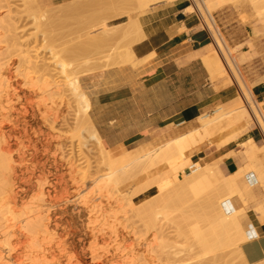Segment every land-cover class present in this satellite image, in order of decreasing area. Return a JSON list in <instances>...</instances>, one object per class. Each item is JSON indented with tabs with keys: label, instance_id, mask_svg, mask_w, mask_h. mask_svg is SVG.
Returning a JSON list of instances; mask_svg holds the SVG:
<instances>
[{
	"label": "bare ground",
	"instance_id": "bare-ground-1",
	"mask_svg": "<svg viewBox=\"0 0 264 264\" xmlns=\"http://www.w3.org/2000/svg\"><path fill=\"white\" fill-rule=\"evenodd\" d=\"M25 1H26L25 4L29 5V4H31V3H29V1H33V0H29V1L25 0ZM37 1H39V0H37ZM69 1H73V0H69ZM78 1L80 2V3L77 2L79 4H77L76 2H73L74 3L73 4L71 2L72 3L71 5L69 4L67 7H65L66 9L64 10V13L65 14H72V13H76L78 11L79 12L84 11V10L88 11L89 8H91V9L95 8V9L93 10V12H92V10H90V12L88 11V13H91L90 15L88 13L81 12V14L84 13V15H88V16H86V18L83 16L84 17L83 19L79 18L82 16L80 14H79L80 15L79 16L77 13L76 14L79 17H77V16L72 17L71 16V18L77 17L79 19H82V21L79 20L81 22L78 21L79 27L80 26L81 27L79 28L80 31H77L79 33L78 36L77 37L75 36L77 43L74 42L73 40L70 42H69V40H68V42L66 40L67 43L66 42L65 43H66L67 48L65 47L66 48L65 49L63 47L65 50H63V51L61 50V54H58V57H57L58 51L56 52V54H54V52L52 53V55L54 54V56H56V57H54V59L56 58L55 59L56 61H54V60L53 61L56 62L55 64H56V67L58 68V70L63 75H65L64 76L65 80H63L61 82H53V80H52L53 83L48 82L49 84L47 83V85L52 84L49 86V89H46V88H48L45 85L46 82L45 83L43 82L44 84L42 83L43 85H45L44 88H40L36 82L32 86H34L33 88H35V85H37V87H39V90L41 91L43 96H44V94L46 95V93H48V92H51V94H52L51 96H53V97L57 96L56 100H59L58 102L55 101V98H51V99H54L51 101L52 105H50V110H53V112L54 111L57 112L58 107H60L63 102L65 105H67V107L70 103H73V102L76 103V105L73 103L75 105V109H73L75 111V112L73 111L75 118L72 119V120H74V123L73 122L72 123L74 124L73 130L79 134V136L77 135L78 142L81 144V146L83 148L85 146H87L85 144V141L82 138L83 132L90 133V137L97 140V142L99 144V151L101 153L100 157L98 159H96L94 162H95V164H97V168L100 169V167H98V166H103V167H101V169L106 167L107 170H109V171H108V174L104 177L103 176L102 177H98V176L96 177L97 174L95 171V174H94L95 177H94V175L92 176L89 174L90 175V176H88L89 179H82V184H81L80 183L81 179L79 180L80 182L76 181L77 178L74 179L75 176L73 174L77 173L76 168L74 167L75 164H72V163L69 164L68 163L69 168H67V169L69 171V174L73 175L72 176L73 177L72 178L73 179L72 184H74V181H76L75 182L76 186H77V184L80 183L84 188H82L80 185V186L76 187L77 194H75L71 197H69V195H68V197H66V198L63 196L58 198V196H59V191H58L59 188L58 187H60V186L58 183V179L56 178V173H53V171L51 172V170H48L49 168L48 169L45 168L46 165H43L42 169L39 172L40 175H39V177H38L39 179H38V178H36L37 174L34 173V170H33L34 175L31 173L32 177L34 176L36 179L39 180V182H37V183H39L38 184L39 186L35 183L38 186V188H37L38 194L35 193L37 196L32 194V195L37 197L36 198L37 200L35 201V199H34V201H31V199H30V201L33 202V204H34V205H31L30 201L28 202L31 205L30 209L32 208V206H34V207L29 212L30 215H27L24 218L23 215H20V213H19L20 210H18V208H19V204L22 203V200H23L25 193H23V191H22L23 189L22 190L19 189V188H21V186L15 188L17 183L14 184V182L19 180V176L17 175V170L13 166V164L16 163L15 162L16 159H15V156L13 153L14 148L12 149L13 144L11 145L7 141V139L9 140L11 135L9 134V131L4 130V127L2 125L3 123L0 124V215H1L0 216V264H82L81 261L79 260L80 257H77V256L75 257V255H74V253H76V251L74 250V249H76V247L69 244V242L64 239V234L62 233L63 231H61L62 222H63L62 215L64 216V214H66V210L64 207L67 204H73V205L78 206L79 208H82L88 216V223L90 225V231H91L90 237L92 240L91 245H90V255H91V259H92L93 264H143L142 263L143 261L141 260V258H145V257H141V252L144 253V251H146L147 253H150L152 251L150 249V247L152 246V249H153L154 248L153 245L154 244L156 245V243L153 244V242H152L153 245L150 243L151 246L148 245L149 244L148 243L147 244L148 247L144 250L138 249V246H137V248L136 247L132 248V247H134V245L131 247L130 243H129L130 246H128L126 248L125 246L128 245L127 240L129 238L127 239L126 238L127 236L125 237L124 234L123 235L121 234L122 235L121 237L117 236V233H116L117 228L114 227L115 226L114 224H113L114 226L113 227L111 226V228L105 227L107 225L105 222H108L107 220L104 223H102V221L104 219V218L102 219V217H104L105 213L107 211H111V209L114 208V205L116 206L117 203L120 202L119 200H114L115 198L113 197V195H111L115 192L114 191L115 187H116V190L118 189L117 191H119L123 186H125L131 182H135L137 180H139L141 183L139 188L137 187L138 189L136 188L137 190L134 193H132L131 195H129V193L126 194V196H124L122 198V200L124 199L126 201L125 203H126V205H128L127 207L131 206V207H129V210H130V208H132V215L130 217L131 218H137L139 220L138 222H141L142 226L145 227L144 230H146L147 233L150 232L149 230H151V229L158 230L157 228L159 226H161V222L164 223L165 221H168L169 219H170L169 222H171V220L175 221L177 218V220H178L177 224H180V226H181L185 223V225L188 226V223H192V222H190L191 220L196 221V219H195L196 213L195 212L198 213L197 210H199V208H200V210L203 211V212H200V215H201V213L203 214L201 216L202 217L201 219L204 220L203 222L206 223L205 224L202 222V224L206 225V226H204L205 230L202 227H199V228H202V229H199L198 226H200L201 224L198 225L197 222L196 223L193 222V223H195L194 225L197 224L196 225L197 229L194 230V229L189 228L191 231H193L190 234V236H194V239H192V240H196L194 242V246L196 247L195 244L197 243L199 248H200L199 250H202L204 253V254L202 253L201 256H199V255H197V256L203 258L204 255H205L204 257H206V255H209V254L211 256V255L216 254V253L218 254V252L221 251L222 254L219 256L215 255V257L212 256V258H214L212 260H214V261L222 260L223 264H224L225 263V261H224L225 256L228 257L227 255L231 254V253L230 254H228V253L229 252L233 253V251H234V253H235L236 257L238 258V260L240 261V263L249 264L246 261L245 256L242 252V244L249 241L253 237L258 236L257 232H253L251 230V226L253 225L252 224V216L253 215H252L251 211L248 209V206H249L251 201H256V199H258V195H256V193L254 191V185L259 183V184H262L264 187V159L263 160L260 159V161H259L261 154L263 155V158H264V145H258L255 142L253 135L246 136L239 143V145L242 148L241 149L242 150L241 151V155H242L241 159H243V161H245V164L242 165V163H241L238 170L232 174H229V175H225L220 170V167H218V164H220V163H215V164L211 165L210 163H203V162L194 161L193 159H191V155L194 152L199 151L204 143L209 142V144H210L213 142V140H218V142L220 144L222 138L224 137V135L227 131L237 132V134H236V139H237L240 135H242L244 133H248V131L251 130L250 126L253 122L256 123L261 128V130L264 134V102H256L257 99H255L251 94V90L256 83L255 84L253 83L254 85L253 84L248 85L242 79V77L238 71V66L234 60L232 52L227 50L222 38L218 34V31H217L214 23L212 21H210V19L208 18V15L210 16L211 12L216 9V5L210 4V2H203L204 0H195V1L193 0L196 4H201L200 6H201V9H203V10H200L199 12L205 13L204 16L206 15L208 18V21H209V22H207V20H204L206 22V24H205L206 31L213 38V40L215 41L216 46H217V48L213 51V53L209 54V55L214 56V57L211 60L204 61V63H205V65L209 71L210 78H211L212 82L215 81V79H217V75L223 74V75L228 76V79H229L228 84H230V85L236 86V82L238 83L237 85H239V83L241 81V86H243L242 88H244L245 91L242 90L240 85H239V89L237 88L236 90L226 89L225 95L221 96L222 98H224V101H221L217 104V106L213 110V113L212 114L209 112L204 113L198 117L197 120L200 123V128L196 131L195 134H193V132L191 131V132L184 134L180 137H177L171 141H168L167 143H164V144H162V145H160L154 149L143 150L141 153H138L134 157L130 158V157L126 156L125 154H123V151L110 152L102 145L101 139H100L97 131L95 130V128H94L93 124L91 123L90 118L88 116L91 99H90L88 93L83 88L81 81H80V78L84 75L88 76V74L90 75L91 73H94L97 71L106 70V69H109L113 66L117 67V66L129 64V63L136 65L138 63V61L135 58L133 51H132L133 45L146 38V35H145L143 28H142V24L140 22V18H143L144 16H146L149 13V11H148L149 8L154 7V5L158 4L159 0H134V3L130 8H128V9H126V11H124V12L122 11L121 13L118 14L119 18H121V17H129L130 18L126 25L125 24L122 25V28H120L121 24L114 23L113 22L114 20L111 21L109 18H107L108 14L114 10L115 6L109 5L105 8H101V6H100L101 0H84L83 2H81L82 0L81 1L78 0ZM199 1H201V3ZM256 1L260 2V3L263 2V4H264V0H256ZM22 3H24V2H22ZM33 3H35V1ZM37 5L38 4H35V7ZM19 6H21V5H19ZM196 6H199V5H196ZM196 6H192V7L189 6V7H187L186 10L187 11L188 10L193 11L194 10L193 7H196ZM37 7H39V5ZM19 8H22V7H19ZM28 8H30V5L28 6ZM40 8L43 11V8L41 6L37 10L39 11ZM96 8H101L102 11H101V9H99V11H97ZM5 9H6V7H5ZM37 10H36V12H37ZM0 11H1V9H0ZM202 11H204V12H202ZM259 11H261V10H259ZM7 12H9V10ZM21 13H23V12H21ZM38 13L41 14V12H38ZM134 13L136 14L135 16H134ZM196 13H198V12L196 11ZM262 13H264V12H262ZM11 14H12V12H11ZM33 14H31L30 17ZM36 14L33 17L34 19L36 17ZM42 14H43V18H40V20L38 19L39 22L42 19H43V21L45 20L44 18L46 15L44 16L43 12H42ZM262 16H264V14L263 15L261 14L260 16L258 14L257 17H260V19L258 21V25L263 24L262 30L264 32V18H262ZM30 17H29V19H30ZM39 17L40 16H38V18ZM201 17H203V16H200L199 18H201ZM2 18H3V16H2ZM71 18H69V19H71ZM119 18H117V19H119ZM63 19L65 21L66 17ZM4 21H5V18H4ZM43 21H42V23H43ZM10 22H12V21H10ZM19 22H20V20H19ZM48 23L50 24V22H48ZM60 23H61V21H60ZM69 23L67 25L68 27H69ZM39 24H38V26H39ZM76 24L78 25V23H76ZM4 25H6V24H4ZM9 25H12V24H8L7 28L4 27L5 29H7L8 32L11 31L8 28ZM50 25H53V24H50ZM62 25H65L64 22L62 23ZM34 26H37V25H34ZM45 26H43V27H45ZM70 26H73V25H70ZM11 27H13L15 31L18 30V29H16V27L14 25H12ZM47 27H49V26H47ZM60 27L61 26H59V28ZM4 28H2V30L6 31V30H4ZM41 28H40L39 32L42 31ZM50 28H52V27H50ZM75 28H76V30L78 29L76 26H75ZM20 30H22V29H20ZM46 30H47V28H46ZM55 30H56V28H55ZM7 31L6 32L1 31V32L3 34L5 33V35H7L8 34ZM50 31H51V29H50ZM70 31H72V30H70ZM36 32H38V31H36ZM43 32L45 34L44 30H43ZM257 32H258V29H256V31L254 33H257ZM13 33L14 32L12 29V32L10 33V35H12ZM17 34H19V33L15 32L13 34L15 38L13 36L10 37L9 35H8V37L13 38V40H16V43H17L19 40L18 39L19 37H17L18 36ZM30 34H31V32H30ZM34 34H35V32H34ZM34 34L32 33L33 37H34ZM5 35L3 37H6ZM59 36H60V34H59ZM65 36H67V35H65ZM3 37L0 36V38H3ZM25 37H26V35H25ZM10 38H8V40ZM3 39H5V41H2V42L6 43V38H3ZM54 39H55V41H57L56 40L57 38H54ZM54 39H53V41H54ZM50 41H48V42L52 43V40H50ZM55 41L53 43L57 44L58 42H55ZM11 42H9L10 44H8V45H11L14 43V41L12 43ZM48 42H47V44H48ZM123 42L125 43V46H124L125 50L121 51L120 45ZM33 43L34 42H32L31 44H33ZM13 45L15 48L16 45L15 44H13ZM23 45H24V43H23ZM49 45H51V44H49ZM11 46H9V47L11 48ZM22 46H20V47H22ZM22 48H24V49L27 48L26 44ZM30 49L31 48H29L28 51H20V49H19L18 51H19V54L24 55L27 52L32 53L30 51ZM11 51H13V50H11ZM5 52L7 53V51H5ZM9 52H10V50H8V53H7L8 57L11 55V53H9ZM89 52L92 55L87 54ZM80 53H84L86 57L88 56L87 59H85V61H82V59L80 60V58H79V57H81V56H79V55H81ZM13 54H14V52H13ZM36 54L38 55V53H36ZM49 54H50V52H49ZM84 54H83L82 58H84ZM15 55H16V53H15ZM26 55L28 56V54H26ZM27 56H25V55L23 57L21 56L22 57L21 61L25 62L24 64H27L28 62L33 63L34 61H32V59L29 60V56L27 59ZM66 56L70 57V58H68L69 61L66 59ZM33 58H35V57H33ZM71 58H72V60H71ZM6 59H9V58H6ZM36 59H38V58L36 57ZM39 60H40V58H39ZM9 61L6 60L7 63ZM2 62H3V60H1L0 64L2 66H4V63H2ZM6 62H5L6 68L0 69V81H1L0 82V89H1L0 91H1V93L4 94V95L0 94V96L2 95L0 97V117L2 118V121L3 120H9V119L13 120V118H15L14 116H16V113L12 112L13 109L15 108L14 107L15 101L17 103H20V105H21L22 104V102L20 101L21 99L22 100L28 99V95H26L27 93L23 94V96L22 95L20 96V94H19L20 89H19V83H18L19 81L15 80V77L16 76L18 77V75H17L18 72H16V75L14 77V75H13L14 72H13V70H11L12 64L9 65V63L7 64ZM22 62H21V64H22ZM42 62H43V60H42ZM77 62H78V64H76ZM79 62H81V63H79ZM48 64H49V62L47 64L43 63L41 65H39V63H37V65H35L33 63L31 65H34L36 71L43 72L44 73L43 76L46 75V77H47V75L50 74V72H51V69H48L49 68ZM1 65H0V67H1ZM7 65H9L11 69L8 68ZM53 65L54 64H52L51 66H53ZM77 66L78 67L82 66L85 69L83 68L84 70L80 71L79 69H77ZM27 67H28V65H27ZM31 67H33V66H31ZM30 68H28V69H30ZM35 73H37V72H35ZM31 75H32V73H31ZM41 75H42V73H41ZM238 77H239L240 81H238V79H237ZM36 79L38 80V78H36ZM36 79H34V80H36ZM45 79L43 81H45ZM49 79H50V77H49ZM41 81H42V79H41ZM46 81H50V80H46ZM225 85H227V84H225ZM51 86H52V88H51ZM50 89H51V91H50ZM37 90L38 89H36V88H35V90L33 89L32 93H37L36 92ZM22 92L23 91H21V93ZM49 94H47V96ZM41 96H40V98L39 97L38 98L41 99ZM45 98H47V97H44V100H45ZM65 99H67V100H65ZM44 100L42 102H44ZM42 102H41V105H42ZM41 105H40V107H41ZM46 105L47 104H45V108H46L45 110L47 111L48 105H47V107H46ZM70 105H72V104H70ZM74 105H73V107H74ZM21 107H22L23 112L21 114L20 113L19 114H20V116L21 115L24 116L23 117L24 120L22 119V121H27L26 116H27L28 112L23 108V105H21ZM31 107H32V105H31ZM62 107H64V105H62ZM28 108H30V107H28ZM38 109H39V107H38ZM48 109H49V107H48ZM40 110H42V109L40 108ZM50 110H48V111H50ZM66 110H67V108H66ZM46 111L43 110V112H45V114L48 115L50 112H48V114H47ZM58 111H60V110H58ZM56 112H54V113H56ZM45 114L43 115V118L46 117ZM51 115H53V114H51ZM18 117L19 116L17 115V118ZM32 118H33V116H32ZM56 119H57V117H56ZM20 120L21 119H17L16 121L18 122ZM33 122H34V120H33ZM12 124L14 126H16L17 123L16 124L12 123ZM25 124H27V122H25L23 125H25ZM241 125H243V126L240 128ZM25 126L27 127V125H25ZM50 127L52 128L51 125H50ZM10 132H11V130H10ZM36 137H37V135H36ZM40 137H41V134H40ZM21 138H19V139H21ZM43 138H44V136H43ZM58 139H59V137L57 138V140ZM54 140H56V139H54ZM46 141H48L47 142L48 144L47 143L44 144V142H43L44 145L42 144V146H44V148L42 147L44 150H48L49 146L51 145V143L49 142V139ZM50 141H51V139H50ZM45 148H48V149H45ZM25 150H27V149H25ZM60 150H62V149H60ZM28 154H30V153H28ZM84 155L85 156L83 157V161L86 163L85 166L88 165V167L91 168L92 166H89V164L90 165L94 164V162H92V160H91L92 159L91 154L89 153V155H86L84 153ZM230 155H231L230 153L226 154V156H224V158L225 157L228 158ZM16 156H17V154H16ZM18 156H21V155H18ZM18 156L16 158H19ZM88 156H90L91 158H89ZM28 157H26V158H28ZM20 158H21V160H24V161L26 159V158L23 159V157H20ZM29 159H30V157H29ZM21 160H19V161H21ZM46 160H47V158H46ZM44 162H46V161H44ZM73 163H75V162H73ZM77 165H78V163H77ZM29 166H30V164H29ZM20 168H22V166ZM50 168H54V167H50ZM84 170H85V168H84ZM186 170H189V171L186 172ZM31 171H32V169H31ZM54 171H55V169H54ZM81 171H82V169H81ZM21 172H22V170H21ZM28 172L29 171H27V173ZM251 173L254 174V178H255L254 182H251L248 180V176ZM84 174H86V173H84ZM21 175H23V174H21ZM81 176H82V174H81ZM84 180L85 181L88 180V181L85 182ZM66 185L68 187V184H66ZM79 187H81L82 189H80ZM110 188L111 189L113 188L114 192ZM107 189L108 190L110 189L111 194L108 191L107 192L108 194L103 195V193H105V191ZM151 189H153V191H151ZM66 191H68V190H66ZM61 192H62V189H61ZM117 193H115L114 195L117 194V196H118L120 191ZM142 193H147L146 198L143 199L142 201L135 203L132 199V198H134L133 196H137V195L142 194ZM109 194H110V196H112L114 198L113 199L114 201H112V197H110ZM102 195H103V197L104 196L106 197L108 195L111 198V200L109 201L108 200L109 198L107 199L108 201H105L106 199L103 200ZM127 195H129V197H127ZM60 196H61V194H60ZM125 203H124V205H125ZM258 211H260L261 214H258V213H256V214H258L260 217L264 216V203H262L256 207L255 212H258ZM22 212H24V211H22ZM127 212H129V211H127ZM107 213L110 214V212H107ZM109 214L106 216L108 217ZM176 215H177V217H176ZM198 215H199V213H198ZM198 215H197V217H198ZM100 218H101V220H100L101 222L99 221ZM111 218H113V219L115 218L114 220L112 219L113 223L117 222L115 220L119 219L118 217L116 218L115 216L114 217L112 216ZM2 219H4V222H2L3 221ZM105 219H106V217H105ZM109 220H110V218H109ZM162 220H164V221H162ZM199 220H198V222H199ZM98 221H99V223H102L101 227L98 226V224H99ZM118 221L120 222V220H118ZM134 222L136 223V221H134ZM169 222H166V223L171 224L173 227L176 226V225H173L172 223H169ZM96 223H98V224H96ZM135 223H134V225H135ZM163 223H162V225H163ZM166 223H164V224L166 225ZM175 223H176V221H175ZM111 225H112V223H111ZM116 225H119V224H116ZM121 225H122V223H121ZM172 226H171V228H172ZM177 226H179V225H177ZM187 226L184 229L185 231L186 230L188 231ZM163 227H160L161 230H163ZM168 227H166L165 229L166 230L169 229ZM176 227H175V230H176ZM183 227H184V225H183ZM193 227H195V226H192V228ZM206 227H207V229H206ZM180 229L182 230L181 232H183V229L179 228V231H180ZM190 230L188 231V234H189ZM170 231L172 233V230H170ZM176 231H177L176 233L179 232L178 230H176ZM156 232L153 231L152 233L155 234ZM159 232L160 231L158 230V232H157L158 235L161 233V232L160 233ZM164 232H165V234L167 233L166 231H164ZM168 233H170V232H168ZM157 234H155V236L158 237ZM180 234H182V233H179V236H180ZM184 234H186V232ZM184 234H182V235H184ZM110 235H113V237H111ZM168 235L172 236L173 234H168ZM137 236H138V234H137ZM155 236H153V237L155 238ZM171 236H170V238H171ZM186 236L184 235V237H186ZM150 237H151V235H150ZM150 237L148 239H150ZM164 237H167V236H164ZM139 238H140V236H139ZM172 238H174V237L172 236ZM175 238L178 239L177 237H175ZM143 239H144V237H143ZM155 239H157V238H155ZM155 239H154V241H155ZM166 239L167 238H165V240ZM139 240L141 241V239H139ZM145 240H146V238H145ZM157 240H159V237ZM184 240H186V242H187L188 239L184 238ZM190 240H191V237H190ZM190 240H188L189 242H187V243L184 242L185 245L188 243L190 244V242H192ZM168 241H169V237H168ZM178 241H180V240H178ZM157 242H159V241H157ZM162 243H159V244H162ZM171 243H172V245H170V242L167 243V241H165V243L162 244V245L169 244L167 246H164L165 248H167L166 251L165 250L161 251L163 259L165 257V255H163V253L165 251L166 252L165 254L167 255L166 258L168 257V260L170 259L169 261H172L173 264L185 263L186 258L184 259L183 255H182V258H181V256H180V258L178 256L182 253L183 254L185 253L184 250H182V249H185L186 246L180 247L181 249H179V250H182L183 251L182 252V251L176 250V249H178L177 248L178 242L175 244L177 246H175L173 244V242H171ZM159 244H157V245L159 246ZM182 244H183V241H182ZM192 244H193V242H192ZM192 244L190 245L191 247H192ZM162 245H161V247H162ZM174 246H175V249H174ZM129 247H131V248L129 249ZM159 247H157V248H159ZM187 247L190 248L189 250H191V247H189L188 245H187ZM195 247H193V250ZM162 248L159 250H162ZM127 249H129V250L127 251ZM186 249H185V251H186ZM196 249L197 248H195V251H196ZM230 249H233V250L230 251ZM70 250L75 251L73 253L74 256L70 255V254H72L71 252H73ZM189 250H187L185 254L192 256L193 250L192 251H189ZM199 250H198V253L201 254V251L199 252ZM226 250L228 252L227 255H226ZM79 252H77V253H79ZM190 252H191V254H189ZM203 259H205V258H203ZM209 259H210V257H209ZM168 260H167V263L169 264ZM140 261H142V262L140 263ZM187 262L189 263L192 261H187ZM197 262H199V261H197ZM206 262H208V261H206ZM258 264H264V261L261 263H258Z\"/></svg>",
	"mask_w": 264,
	"mask_h": 264
},
{
	"label": "rangeland",
	"instance_id": "rangeland-1",
	"mask_svg": "<svg viewBox=\"0 0 264 264\" xmlns=\"http://www.w3.org/2000/svg\"><path fill=\"white\" fill-rule=\"evenodd\" d=\"M2 1V2H1ZM10 1V2H9ZM15 1V2H14ZM20 0H0V9H1V11H0V36H4L5 35V33L3 34L2 32H6L7 31V29H5V28H7V26H8V24H12V25H14L15 27H16V29H18V30H14V28L13 27H11L12 25H9V29L11 30L10 32H8V34L7 35H5L6 37H3V38H6V43L5 42H2V41H5V39H3V38H0V62H1V60H3V62L2 63H4V66H2L1 64V67H0V69L2 68V69H4V68H6V65H5V62H6V60H10L8 63H9V65L10 64H12V66H11V68H10V66L9 65H7V67L8 68H10L11 70H13V75H14V77H15V75H16V72H18V77L16 76L15 77V80L16 81H19L18 83H19V89H20V96L22 95L23 96V94H26V95H28V99H21L20 101L22 102V104L21 105H23V108L28 112V114H27V116H26V120L27 121H22V119L24 120V116L23 115H21L20 116V114L23 112V110H22V107H21V105H20V103H17L16 101H15V108L13 109V111L12 112H14V113H16V116H14L15 118H13V120L11 119H9V120H3L2 121V118L0 117V124H2L3 125V127H4V130L5 131H9V134L11 135L10 136V138H9V140L7 139V141L12 145V149H13V153H14V156H15V159L17 160H15V162L16 163H14L13 164V166L15 167V169L17 170V175L19 176V182L18 181H15L14 182V184L15 183H17L16 184V186H15V188L16 187H20L21 186V188H19L20 190H22L23 191V193H25V195H24V197H23V200H22V203H20L19 204V208H18V210H20L19 211V213H20V215H23V217L25 218L27 215H30V211L32 210V208L34 207V206H32V208L30 209V206L31 205H34L33 204V202H31V201H34V199H35V201L37 200L36 198V194L35 193H37L38 194V184L39 183H37V182H39V172H40V170L42 169V167H43V165H46L45 166V168H49L48 170H51V172L53 171V173H56V178L58 179V183H59V186L60 187H58L59 189H58V191H59V196H58V198L59 197H68V195H69V197H71V196H73V195H75V194H77V191H76V187H78V186H80L81 184H82V179H89V177L88 176H90V175H94L95 174V171H96V177L98 176V177H104V176H106L107 174H108V171L109 170H107V168L106 167H104V168H102L101 169V167H103V166H98V167H100V169L99 168H97V164H95V160L96 159H98L99 157H100V155H101V153H100V151H99V144H98V142H97V140H95V139H93V138H91L90 137V133H86V132H83V140L85 141V144L87 145V146H85L84 148L81 146V144L78 142V139H77V135L79 136V134L77 133V132H75L74 130H73V128H74V120H72V119H74L75 117H74V110L73 109H75V105H76V103H74L73 101V103L75 104H73V103H70V104H72V105H68V107H67V105H65L64 104V102L61 104V108L60 107H58V110H60V111H58L57 110V112L56 111H54V112H56V113H54L53 112V110H50V105H52L51 103V101L52 100H54V99H51V98H55V101H59V100H56V98H57V96H51L52 94H51V92H48V93H46V95L44 94V96H43V94L41 93V91L39 90V87L40 88H44V86L46 85V87H48V88H46V89H49V86L50 85H52V84H50V85H47V83L48 82H50V83H53V82H61V81H63V80H65V78H64V76L65 75H63L59 70H58V68L56 67V62H54V61H56L55 59H54V57H56V56H54V54H56V52H57V57H58V54H61V50L63 51V50H65L67 47H66V43L68 42V40H69V42L70 41H74V42H76L77 43V40H76V37L78 36V32L77 31H80V27H79V22H81L82 21V19L85 17L86 18V16H88V15H84V13H88V11L90 12V10H92V12H93V10L95 9H91V8H89V10L87 11H78V12H76L78 15L80 14L82 17H79V16H77V14L76 13H72V14H65L64 13V10L66 9L65 7H67L69 4L71 5L73 2H79L78 0H73V1H69V0H39V1H37V0H33V1H29V3H31V4H29L30 5V8H28V4H25L26 3V1L25 0H21L20 2H19ZM35 1V3H33ZM37 1V2H36ZM81 1V0H80ZM84 0H82L81 2H83ZM195 1V0H194ZM193 0H159V3H162V2H165V3H168V4H172V3H178V2H180V3H183V4H185L187 7H192V6H196V5H201V4H196L195 2H194ZM256 0H204L203 2H210V4H214V5H216V9L215 10H213L212 12H211V17L208 15V18L210 19V21H212L213 23H214V25H215V27H216V29H217V31H218V34L220 35V37L222 38V40H223V42H224V44H225V46H226V48H227V50H229L230 52H232V54H233V57H234V60H235V62H236V64H237V66H238V71H239V73H240V75H241V77H242V79L244 80V78H245V82H246V84H248V85H250V84H253L254 86H256L257 84H259V83H262V82H264V32H262V31H259L258 33H254L255 31H256V29H257V24H258V21H259V19H260V17H257L258 16V14H259V16L262 14H264V13H262V12H264V4H263V2L262 3H260V2H255ZM22 2H24V3H22ZM72 2V3H71ZM196 4H194V3ZM197 2V1H196ZM200 3H201V1H199ZM198 2V3H199ZM18 3V4H17ZM33 3V4H32ZM80 3V2H79ZM79 3H77V4H79ZM133 3H134V0H101V8H105V7H107V6H109V5H112V6H115V8H114V10L111 12V13H109L108 14V16H107V18H109L111 21L112 20H114L113 22L114 23H117V24H121V27L120 28H122V25L123 24H127V22L129 21V17H121V18H119V16H118V14L119 13H121L122 11L124 12V11H126V9H128V8H130L132 5H133ZM158 3V4H159ZM193 5H192V4ZM35 4H38L39 5V7L41 6L42 8H43V11L41 10V8H40V10L38 11L37 9L39 8V7H35ZM74 4V3H73ZM259 4V5H258ZM263 4V5H262ZM19 5H21V6H19ZM28 5V6H27ZM192 5V6H191ZM256 5V6H255ZM4 6V7H3ZM12 6V7H11ZM199 6H196V7H193V11L191 10H186L187 11V13H190V14H193L194 16H196L198 19H199V17L200 16H203V23L205 22L204 20H207V22H209L208 21V18H207V16L205 15L204 16V14L205 13H201V12H199L200 10H203V9H201V6L199 7ZM5 7H6V9H5ZM19 7H22V8H19ZM14 8V9H13ZM24 8V9H23ZM36 8V9H35ZM101 8H96L97 9V11H99V9H101ZM200 8V9H199ZM150 9L151 8H149V10L148 11H150ZM192 9V8H191ZM196 9V10H195ZM9 10V12H7ZM33 10V11H32ZM36 10H37V12H36ZM259 10H261V11H259ZM31 11V12H30ZM46 11V12H45ZM101 11H102V9H101ZM196 11L198 12V13H196ZM11 12H12V14H11ZM21 12H23V13H21ZM28 12V13H27ZM37 14H36V13ZM38 12H41V14H39ZM42 12L44 13V16H45V20L43 21V19L39 22V20H40V18H43V14H42ZM81 12H84V13H82L81 14ZM202 12H204V11H202ZM17 13V14H16ZM30 13V14H29ZM34 13V14H33ZM23 14V15H22ZM27 14V15H26ZM31 14H33L31 17H30V15ZM35 14H36V17H35V19L33 18L34 16H35ZM89 15L91 14V13H88ZM198 14V15H197ZM29 15V16H28ZM42 15V16H41ZM65 15V16H64ZM117 15V16H116ZM136 14L134 13V16H135ZM2 16H3V18H2ZM20 16V17H19ZM38 16H40L39 18H38ZM71 16L73 17H75V16H77V17H79V18H82V19H79V18H71ZM84 16V17H83ZM29 17H30V19H29ZM65 18L66 17V19L70 22H68L66 19H65V21H64V19L63 18ZM4 18H5V21H4ZM20 18V19H19ZM61 18V19H60ZM69 18H71V19H69ZM117 18H119V19H117ZM262 18H264V16H262ZM3 19V20H2ZM11 19V20H10ZM33 19V20H32ZM39 19V20H38ZM63 19V20H62ZM75 19V20H74ZM19 20H20V22H19ZM61 21V23H60V21ZM77 20V21H76ZM79 20H81V21H79ZM200 20V19H199ZM3 21V22H2ZM10 21H12V22H10ZM26 21V22H25ZM42 21H43V23H42ZM75 21V22H74ZM79 21V22H78ZM8 22V23H7ZM45 22V23H44ZM48 22H50V24H53V25H50ZM64 22V24L65 25H62V23ZM69 23V27L67 26L68 25V23ZM40 23V24H39ZM49 25H48V24ZM67 23V24H66ZM76 23H78V25L76 24ZM211 23V22H210ZM4 24H6V25H4ZM17 24V25H16ZM20 24V25H19ZM24 24V25H23ZM38 24H39V26H38ZM47 24V25H46ZM205 24H206V22H205ZM204 24V25H205ZM19 25V26H18ZM34 25H37V26H34ZM46 25V26H45ZM70 25H73V26H70ZM25 26V27H24ZM30 26V27H29ZM43 26H45V27H43ZM47 26H49V27H47ZM59 26H61L60 28H59ZM75 26L78 28L77 30H76V28H75ZM203 26V25H202ZM5 27V28H4ZM19 27V28H18ZM35 27V28H34ZM38 27V28H37ZM42 27V28H41ZM50 27H52V28H50ZM64 27V28H63ZM124 27V26H123ZM2 28H4V30H6V31H3L2 30ZM27 28V29H26ZM40 28L42 29V31H40L39 32V30H40ZM46 28H47V30H46ZM55 28H56V30H55ZM67 28V29H66ZM69 28V29H68ZM203 28H205L204 26H203ZM8 29V30H9ZM12 29H13V32L15 33H19V34H17L18 36L17 37H19L18 39V42L16 43V40H13V38H10V37H14V33L12 34V35H10V33L12 32ZM20 29H22V30H20ZM34 29V30H33ZM50 29H51V31H50ZM28 30V31H27ZM33 32H32V31ZM43 30L45 31V34H44V32H43ZM63 32H62V31ZM70 30H72V31H70ZM2 31V32H1ZM36 31H38V32H36ZM23 32V33H22ZM30 32H31V34H30ZM34 32H35V34H34ZM204 32L207 34V36H208V44H213V38L210 36V34L204 29ZM32 33L34 34V37H33V35H32ZM65 33V34H64ZM75 33V34H74ZM77 33V34H76ZM3 34V35H2ZM30 34V35H29ZM59 34H60V36H59ZM64 34V35H63ZM8 35L10 36V37H8ZM23 35V36H22ZM25 35H26V37H25ZM36 35V36H35ZM65 35H67V36H65ZM22 36V37H21ZM40 36V37H39ZM45 36V37H44ZM74 36V37H73ZM76 36V37H75ZM10 38L9 40H8V38ZM15 38V37H14ZM28 40H27V39ZM47 38V39H46ZM50 38V39H49ZM54 38H57L56 40L57 41H55V39H54V41L55 42H58L57 44L55 43H53L54 41H53V39ZM66 38V39H65ZM3 39V40H2ZM33 41H32V40ZM39 39V40H38ZM65 39V40H64ZM71 39V40H70ZM75 39V40H74ZM8 40V41H7ZM42 40V41H41ZM50 40H52V43H49L48 41H50ZM66 40H67V42H66ZM13 42L14 41V43L13 44H15L16 45V47L14 48V45L13 44H11V45H8V44H10L9 42ZM26 41V42H25ZM62 41V42H61ZM11 42V43H12ZM22 42V43H21ZM28 42V43H27ZM32 42H34L33 44H31ZM43 42V43H42ZM47 42H48V44H47ZM51 42V41H50ZM66 42V43H65ZM73 42V43H74ZM23 43H24V45H23ZM38 43V44H37ZM45 43V44H44ZM65 43V44H64ZM75 43V44H76ZM25 44H26V47L27 48H22V47H24L25 46ZM49 44H51V45H49ZM59 44V45H58ZM23 45V46H22ZM32 45V46H31ZM36 45V46H35ZM47 45V46H46ZM55 45V46H54ZM65 45V46H64ZM9 46H11V48L9 47ZM20 46H22V47H20ZM29 46V47H28ZM35 48H34V47ZM45 46V47H44ZM68 46V45H67ZM72 46V45H71ZM70 46V47H71ZM121 51H123V50H125V43L123 42V43H121ZM19 47V48H18ZM58 47V48H57ZM65 49H64V48ZM3 48V49H2ZM22 48V49H21ZM29 48H33L32 50L30 49V51L32 52V53H30V52H27L26 54H28V56H29V60H31L32 59V61H34L33 63L35 64V65H37V63H39V65H41V64H47L48 62H49V64H48V66H49V68L48 69H51V72H50V74H48L47 75V77H46V75H44L43 76V72H39V71H36V69H35V66L34 65H31V64H33L32 62L31 63H27V64H24L25 62H22L21 61V59H22V57L25 55V56H27L26 54H19V49H20V51H28L29 50ZM56 48V49H55ZM27 49V50H26ZM60 49V50H59ZM8 50H10V52L9 53H11V55L8 57ZM11 50H13V51H11ZM17 50V51H16ZM54 50V51H53ZM3 51V52H2ZM5 51H7V53L5 52ZM50 52V54H49V52ZM52 51V52H51ZM13 52H14V54H13ZM54 52V54L52 55V53ZM15 53H16V55H15ZM18 53V54H17ZM35 53V54H34ZM36 53H38V55L36 54ZM31 54V55H30ZM34 56H33V55ZM81 55H79V56H81V57H79L80 58V60L82 59V61H85V59H87V57L85 56V54L84 53H80ZM83 54H84V58H82L83 57ZM87 54H91L90 52L89 53H87ZM86 54V55H87ZM36 55V56H35ZM92 55V54H91ZM22 56V57H21ZM28 56H27V59H28ZM32 56V57H31ZM46 56V57H45ZM49 56V57H48ZM51 56V57H50ZM5 57V58H4ZM11 57V58H10ZM33 57H35V58H33ZM36 57L38 58V59H36ZM45 57V58H44ZM214 56H211V55H209V56H206V57H203V59H204V61H207V60H211L212 58H213ZM6 58H9V59H6ZM18 58V59H17ZM39 58H40V60H39ZM50 58V59H49ZM68 58H70V57H68V56H66V59L68 60ZM5 59V60H4ZM15 60V61H14ZM42 60H43V62H42ZM45 60V61H44ZM54 60V61H53ZM71 60H72V58H71ZM69 61V60H68ZM81 61V62H82ZM21 62H22V64H21ZM41 62V63H40ZM54 62V63H53ZM81 62H79V63H81ZM7 63V62H6ZM7 63V64H8ZM30 64V65H29ZM52 64H54L53 66H51ZM76 64H78V62L76 63ZM20 65V66H19ZM27 65H28V67H27ZM25 66V67H24ZM31 66H33V67H31ZM51 66V67H50ZM20 69H19V68ZM31 67V68H30ZM17 68V69H16ZM28 68H30V69H28ZM84 67H82V66H80V67H78L77 66V69H79L80 71L82 70H84L83 69ZM28 69V70H27ZM111 70H115V69H117V67L116 66H113V67H111L110 68ZM15 70V71H14ZM19 70V71H18ZM21 70V71H20ZM31 72H30V71ZM53 71V72H52ZM55 71V72H54ZM20 72V73H19ZM35 72H37V73H35ZM57 72V73H56ZM30 73V74H29ZM31 73H32V75H31ZM41 73H42V75H41ZM53 73V74H52ZM57 76H56V75ZM37 75V76H36ZM39 75V76H38ZM62 75V76H61ZM20 76V77H19ZM237 76V75H236ZM49 77H50V79H49ZM244 77V78H243ZM31 78V79H30ZM36 78H38V80L36 79ZM46 78V79H45ZM52 78V79H51ZM64 78V79H63ZM34 79H36V80H34ZM41 79H42V81H41ZM45 79V81H43ZM238 79V81H240V79H239V77L237 78ZM32 80V81H31ZM34 80V81H33ZM46 80H50V81H46ZM52 80H53V82H52ZM228 76H226V75H223V74H221V75H217V79H215V81H213V83L215 82V84L217 85V84H219V85H217V88L218 89H220V88H222V89H224V88H226V89H234V90H236L237 88L239 89V85H240V87L242 88L243 86H241V81H240V83H239V85H237L238 83L236 82V86L235 85H230V84H228ZM1 82V81H0ZM30 82V83H29ZM32 82V83H31ZM35 82L37 83V85L39 86V87H37V85H35V88L36 89H38L36 92L37 93H32V90L34 89L35 90V88H33L34 86H32V85H34L35 84ZM46 82V84L45 85H43L44 83ZM41 83V84H40ZM43 83V84H42ZM49 84V83H48ZM225 84H227V85H225ZM51 88H52V86H51ZM1 90V89H0ZM242 90H244L245 91V89L244 88H242ZM21 91H23L22 93H21ZM50 91H51V89H50ZM25 92V93H24ZM50 93V94H49ZM0 94H2V95H4L3 93H1V91H0ZM38 94V95H37ZM47 94H49L48 96H47ZM1 95V96H2ZM43 97H42V96ZM225 95V92L223 93V96ZM0 96V97H1ZM25 96V95H24ZM40 96H41V99H39L40 98ZM50 96V97H49ZM30 97V98H29ZM32 97V98H31ZM39 97V98H38ZM44 97H47V98H45V100H44ZM37 98V99H36ZM49 98V99H48ZM31 99V100H30ZM36 99V100H35ZM44 100V102H42L43 100ZM51 99V100H50ZM256 99H257V101H259V102H264V99H260L258 96H257V94H256ZM65 100H67V99H65ZM31 101V102H30ZM47 101V102H46ZM41 102H42V105H41ZM46 102V103H45ZM71 102V101H70ZM35 103V104H34ZM47 104L48 105V107H49V109H48V107H47V105H46V107H47V111L45 110L46 108H45V104ZM29 104V105H28ZM41 105V107H40V105ZM31 105H32V107H31ZM62 105H64V107H62ZM73 105H74V107H73ZM18 107V108H17ZM26 107V108H25ZM28 107H30V108H28ZM38 107H39V109H38ZM67 108V110H66V108ZM73 107V108H72ZM40 108L42 109V110H40ZM71 108V109H70ZM62 109V110H61ZM18 110V111H17ZM22 110V111H21ZM40 110V111H39ZM43 110L44 111H46V113L48 114V112H50L48 115H46L45 114V112H43ZM48 110H50V111H48ZM64 110V111H63ZM40 113H39V112ZM74 111V112H73ZM59 112V113H58ZM63 112V113H62ZM18 113V114H17ZM20 113V114H19ZM42 113V114H41ZM66 113V114H65ZM211 114L213 113V111L212 112H210ZM45 114V118H43V115ZM51 114H53V115H51ZM17 115L19 116L18 118H17ZM31 115V116H30ZM36 115V116H35ZM39 115V116H38ZM32 116H33V118H32ZM62 116V117H61ZM28 117V118H27ZM41 117V118H40ZM49 119H48V118ZM56 117H57V119H56ZM66 119H65V118ZM62 118V119H61ZM15 119V120H14ZM17 119H21L20 121H16ZM54 119V120H53ZM33 120H34V122H33ZM65 122H64V121ZM5 121V122H4ZM13 121V122H12ZM22 121V122H21ZM33 123H32V122ZM56 121V122H55ZM25 122H27V124H25V125H27V127L25 126V125H23ZM73 122V123H72ZM12 123H14V124H16V126H14ZM19 123V124H18ZM22 123V124H21ZM54 123V124H53ZM56 123V124H55ZM21 124V125H20ZM34 125V126H33ZM50 125L52 126V128L50 127ZM72 125V126H71ZM243 125H241L240 126V128L242 127ZM26 127V128H25ZM30 127V128H29ZM34 127V128H33ZM36 128V129H35ZM200 128V123L198 122V120H197V127H195V128H193V129H190V130H188V131H186V132H177L175 135H173L171 138H169V139H167L166 141H162V142H159V143H157V144H154V143H149V144H147V145H144V146H142V147H140V148H138V149H135L134 151H123V154H125L126 156H128V157H130V158H132V157H134L136 154H138V153H141L143 150H151V149H154V148H156V147H158V146H160V145H162V144H164V143H167L168 141H171V140H173V139H175V138H177V137H180V136H182V135H184V134H187V133H189V132H193V134H195L196 133V131L198 130ZM250 128H251V130H249L248 131V133H255L256 135H257V140H256V142L259 144V145H264V134H263V132H262V130H261V128L256 124V123H252L251 124V126H250ZM25 129V130H24ZM10 130H11V132H10ZM38 130V131H37ZM60 130V131H59ZM20 133H19V132ZM23 134V135H22ZM25 134V135H24ZM34 134V135H33ZM40 134H41V137H40ZM236 134H237V132H232V131H227L226 133H225V135H224V137L222 138V140H221V143L218 145L219 147L220 146H224V145H226V144H229V143H234L235 141H236V146L238 147V149H239V151H240V153L238 154L240 157L242 156L241 155V146L239 145V143L244 139V135L245 134H247V133H244V134H242V135H240L237 139H236ZM29 135V136H28ZM36 135H37V137H36ZM43 136H44V138H43ZM59 137V139L57 140V138ZM82 136V135H81ZM22 137V138H21ZM25 137V138H24ZM188 137V136H187ZM14 138V139H13ZM19 138H21V139H19ZM49 139V142L51 143V147L49 146V149L48 148H45V149H48V150H44L43 148H44V146H42V144H43V142H44V144H46L48 141H46V140H48ZM19 139V140H18ZM38 139V140H37ZM40 139V140H39ZM46 139V140H45ZM50 139H51V141H50ZM54 139H56V140H54ZM64 139V140H63ZM77 140V141H76ZM22 143H20V142ZM36 141V142H35ZM238 141V142H237ZM30 142V143H29ZM33 142V143H32ZM29 144V145H28ZM43 144V145H44ZM48 144V143H47ZM78 144V145H77ZM32 145V146H31ZM23 146V147H22ZM57 146V147H56ZM43 147V148H42ZM37 148V149H36ZM59 148V149H58ZM82 148V149H81ZM25 149H27V150H25ZM29 149V150H28ZM60 149H62V150H60ZM21 150V151H20ZM79 150V151H78ZM87 150V151H86ZM16 153H15V152ZM19 151V152H18ZM33 151V152H32ZM35 151V152H34ZM47 151V152H46ZM61 151V152H60ZM82 151V152H81ZM84 151V152H83ZM89 152L90 154H91V157H92V162H94V164H92V165H90L89 164V166H92L91 168L90 167H88V165L87 166H85L86 165V163L83 161V157L85 156L84 155V153L86 154V155H89V153L87 154V153ZM19 153V154H18ZM28 153H30V154H28ZM51 153V154H50ZM75 153V154H74ZM230 154H231V157H235L236 158V156L237 155H235V153L233 152V151H231V152H229ZM228 153V154H229ZM233 153V154H232ZM16 154H17V156L18 155H21V156H18L19 158H16L17 156H16ZM25 154V155H24ZM82 154V155H81ZM32 155V156H31ZM78 155V156H77ZM25 156V157H24ZM30 157V159H29V157ZM36 156V157H35ZM226 156V155H225ZM20 157H23V159H25L26 157H28V158H26L25 159V161L24 160H21V158ZM79 157V158H78ZM89 158H91L90 156H88ZM46 158H47V160H46ZM69 158V159H68ZM225 158H227V157H225ZM29 159V160H28ZM223 159H224V157H221L220 159H218V160H216L214 163L213 162H211L210 164L212 165V164H215V163H222L223 162ZM260 159L261 160H263L264 158H263V155L261 154V156H260V158H259V161H260ZM19 160H21V161H19ZM34 160V161H33ZM37 160V161H36ZM75 160V161H74ZM19 161V162H18ZM44 161H46V162H44ZM49 161V162H48ZM59 161V162H58ZM221 161V162H220ZM241 163H242V165L243 164H245V161H243V159H241ZM18 162V163H17ZM48 162V163H47ZM51 162V163H50ZM73 162H75V163H73ZM82 164H81V163ZM201 162H203L204 163V161H201ZM262 162V161H261ZM26 163V164H25ZM34 163V164H33ZM37 163V164H36ZM46 163V164H45ZM50 163V164H49ZM67 163V164H66ZM68 163L69 164H75V168H76V172L77 173H75V174H73L75 177H74V179H76V181H79L80 179H81V184L79 183V184H77V186L75 185L76 183V181H74V184H72L73 183V175L72 174H69V171H68V169L67 168H69L68 167ZM77 163H78V165H77ZM85 163V164H84ZM263 163V162H262ZM17 164V165H16ZM28 164V165H27ZM29 164H30V166H29ZM48 164V165H47ZM52 164V165H51ZM220 164H218V167H220ZM16 165V166H15ZM22 166V168H20L21 166ZM24 165V166H23ZM40 165V166H39ZM77 165V166H76ZM19 166V167H18ZM54 167V168H50V167ZM82 168H81V167ZM24 167V168H23ZM29 169H28V168ZM79 168V169H78ZM84 168H85V170H84ZM90 168V169H89ZM171 168V167H170ZM169 168V169H170ZM27 169V170H26ZM31 169H32V171H31ZM54 169H55V171H54ZM78 169V170H77ZM81 169H82V171H81ZM87 169V170H86ZM94 169V170H93ZM20 170V171H19ZM21 170H22V172H21ZM33 170H34V173H36L37 175H36V178H38V179H36L34 176L32 177V174H33ZM37 170V171H36ZM89 170V171H88ZM19 171V172H18ZM27 171H29L28 173H27ZM80 171V172H79ZM88 171V172H87ZM93 173H92V172ZM101 173H100V172ZM189 170H186V172H188ZM21 172V173H20ZM79 172V173H78ZM90 172V173H89ZM32 173V174H31ZM68 173V174H67ZM84 173H86V174H84ZM88 173V174H87ZM21 174H23V175H21ZM77 174V175H76ZM81 174H82V176H81ZM90 174V175H89ZM100 174V175H99ZM34 175V174H33ZM71 175V176H70ZM86 175V176H85ZM31 176V177H30ZM21 177V178H20ZM79 177V178H78ZM94 177H95V175H94ZM32 178V179H31ZM3 179V178H2ZM32 180V181H31ZM38 180V181H37ZM248 180L249 181H251V182H254L255 181V178H254V174L253 173H251L249 176H248ZM85 181V180H84ZM86 181H88V180H86ZM85 181V182H86ZM29 182V183H28ZM38 185H36V184ZM34 184V185H33ZM66 184H68V187H67V185ZM26 185V186H25ZM73 187H72V186ZM75 185V186H74ZM85 185V184H84ZM105 185V184H104ZM141 185V183H140V181L139 180H137V181H135V182H131V183H129V184H127V185H125V186H123L119 191H120V193H119V195L117 196V192H119V191H117L116 190V187H115V189H114V191H113V188L111 189L113 192V194H111L110 193V189L108 190H106L105 191V193H103V195L105 194H108L107 192L109 191V193L111 194V195H113V197L115 198H113L112 196H110V194H109V196L110 197H112V201H114V200H119L120 202H118L117 203V205L115 206L114 205V208H112L111 209V211H107V212H110V214L109 213H105V215H104V217H102V219L104 218L105 219V217H106V219L104 220L103 219V221H102V223H104L106 220L108 221V222H105L107 225L105 226V227H110L111 228V226L113 227L114 225V227L115 228H117L116 230L118 231H116V233H117V236H122L123 234H124V236L128 239L127 241V246H125L126 248L128 247V246H130L129 245V243L131 244V247L134 245V247H132V248H137V246H138V249H146L147 247H148V245H150L151 246V244H152V242H153V244L154 243H156V245L154 244H152L153 245V249H152V246L150 247V249L153 251H151L150 253H147L146 251H144V253H142L141 252V257H145V258H141V260L143 261H140V263L142 262L143 264H166L167 263V260H168V257L166 258V250H167V248H165L164 246H167V245H169V244H166V245H162V244H164L165 243V241H167V243L168 242H170V245H172V243L171 242H173V244L175 245L177 242H178V249H176L177 251H182V250H184V252L186 253V251L187 250H189L190 248H188L187 247V245L189 246V247H191L190 245L192 244V242H193V244H192V247H191V250H189V251H192L193 250V247H195L194 246V242L196 241V240H192V239H194V236H190V234H191V232H193V231H191L189 228H191V229H197V227H196V225L198 224V225H200V226H198V228L199 227H202L203 229L205 228L204 226H206L205 224V222H203L204 220H202L201 218V216L203 215L202 213H201V215H200V212H203V211H201L200 210V208H199V210H197L198 211V213H199V215H198V213L197 212H195L196 213V221H190V222H192V223H188V226L187 225H185V223L183 224L184 225V227H183V225H181L180 226V224H177L178 223V220H177V218H176V223H175V221H173V220H171V222H169L170 221V219L168 220V221H165L164 223H166V222H169V223H172L173 225H179V226H172L171 224H168V223H166V225L163 223V222H161V226H159L157 229L161 232H159L160 234L158 235L157 234V232H158V230H156V229H151V230H149L150 232H148L147 233V231L146 230H144L145 229V227H143L142 226V223L141 222H138L139 220L137 219V218H131L130 216L132 215V208H130V210H129V207H131V206H129V207H127L128 205H126V201L124 200H122V198L124 197V196H126V194H128L129 193V195H131L132 193H134L138 188H139V186ZM261 185V186H260ZM66 188H65V187ZM107 186V185H106ZM255 187H257V188H259L258 190H259V193H260V195H261V198L262 199H264V187H263V185L262 184H255L254 185ZM81 187L82 188H84L82 185H81ZM81 187H79L80 189H82ZM138 187V188H137ZM106 188V187H105ZM137 188V189H136ZM26 191H25V190ZM61 189H62V192H61ZM68 190V191H66V190ZM135 189V190H134ZM134 190V191H133ZM25 191V192H24ZM32 191V192H31ZM117 191V192H116ZM131 191V192H130ZM151 191H153V189H151ZM34 192V193H33ZM115 193H117L116 195H114ZM32 194H34V195H36V196H34V195H32ZM60 194H61V196H60ZM146 194L147 193H142V194H139V195H137V196H133L134 198H132L133 199V201L135 202V203H137V202H139V201H142L143 199H145L146 198ZM103 195H102V198H103V200L104 199H106L105 201H110L111 200V198L107 195L106 197L104 196L103 197ZM129 195H127V197H129ZM121 196V197H120ZM34 197V198H33ZM119 197V198H118ZM26 200H25V199ZM109 198V199H108ZM30 199H31V201H30ZM108 199V200H107ZM114 199V200H113ZM30 201V203H31V205H30V203H28ZM104 201V202H105ZM111 201V202H112ZM123 202V203H122ZM124 203H125V205H124ZM23 204V205H22ZM124 205V206H123ZM251 206V205H250ZM26 208V209H25ZM65 210H66V214H64V216L62 215V218H63V222H62V227H61V231H63L62 233L64 234V239L65 240H67L68 242H69V244H71V245H73L74 247H76V249H74L75 251H76V253H74L75 251H73V250H70V251H73V252H71L72 254H70L71 256H74L75 255V257L77 256V257H80V261H81V263L82 264H93L92 263V259H91V255H90V245H91V242H92V240H91V231H90V225H89V223H88V216H87V214H86V212L82 209V208H79L78 206H76V205H73V204H67L65 207ZM29 210V211H28ZM126 210V211H125ZM22 211H24V212H22ZM125 211V212H124ZM127 211H129V212H127ZM250 211H251V213H252V215H254V214H256V213H258V214H261V212L260 211H258V212H255V213H253L254 211H256V208L255 207H253V209L250 207ZM28 212V213H27ZM127 212V213H126ZM27 213V214H26ZM109 214V218H110V220H109V218L106 216V215H108ZM125 214V215H124ZM114 217H118L119 219H117V220H115V221H117V222H115V223H113L112 221L115 219H113V218H111L112 216ZM197 215H198V217H197ZM1 216V215H0ZM176 217H177V215H176ZM2 218V217H1ZM108 218V219H107ZM201 220H199V219ZM113 219V220H112ZM136 219V220H135ZM193 219V218H192ZM3 220V221H2ZM1 221L2 222H4V219H2ZM101 220V218L99 219V221ZM118 220H120V222L122 223V225H121V223L118 221ZM132 220V221H131ZM198 220H199V222H198ZM99 221H98V223H99ZM111 221V222H110ZM134 221H136V223L134 222ZM162 221H164V220H162ZM173 221V222H172ZM101 222V221H100ZM129 222V223H128ZM193 222H197V224L196 225H194L195 223H193ZM201 222V223H200ZM202 222L203 223H205V224H202ZM98 223H96V224H98ZM102 223H99L98 224V226L99 227H101V224ZM109 223V224H108ZM111 223H112V225H111ZM132 223V224H131ZM134 223H135V225H134ZM162 223H163V225H162ZM175 223V224H174ZM114 224V225H113ZM116 224H119V225H116ZM193 224V225H192ZM110 225V226H109ZM134 225V226H133ZM169 227H168V226ZM131 226V227H130ZM136 226V227H135ZM164 226V227H163ZM171 226H172V228H171ZM187 226V229H188V231L190 230V232H189V234H188V231L186 230H184L185 229V227ZM191 226V227H190ZM192 226H195V227H193L192 228ZM130 227V228H129ZM143 227V228H142ZM160 227H163V230L166 228V227H168L169 229H165L164 231H166L167 233L168 232H170V233H168V234H173L172 236L174 237V238H172V236L171 235H168L167 233L165 234V232L163 231V230H161V228ZM175 227H176V230H178L179 231V228H182L183 229V232L185 233L186 232V234H184L183 232H181L182 230L180 229V231L178 232V233H176L177 231L175 230ZM179 227V228H178ZM114 228V229H115ZM138 228V229H137ZM174 228V229H173ZM178 228V229H177ZM202 228H199V229H202ZM198 229V230H199ZM206 229H207V227H206ZM138 230V231H137ZM170 230H172V233H171V231ZM174 230V231H173ZM205 230V229H204ZM203 230V231H204ZM141 231V232H140ZM143 231V232H142ZM146 231V232H145ZM156 232L155 234H157L158 235V237H159V240H157L158 239V237L157 236H155V234L154 233H152V232ZM163 231V232H162ZM202 231V230H201ZM122 232V233H121ZM174 232V233H173ZM134 233V234H133ZM163 233V234H162ZM179 233H182V234H184L186 237H184V235H182V234H180V236H179ZM119 234V235H118ZM122 234V235H121ZM131 234V235H130ZM137 234H138V236H137ZM140 234V235H139ZM143 234V235H142ZM162 234V235H161ZM165 234V235H164ZM177 234V235H176ZM150 235H151V237H150ZM163 237H161V236ZM175 235V236H174ZM111 237H113V235H110ZM123 236V237H124ZM136 236V237H135ZM139 236H140V238H139ZM153 236H155V238H157V239H155ZM164 236H167V237H164ZM170 236H171V238H170ZM179 236V237H178ZM119 237V238H120ZM142 237V238H141ZM143 237H144V239H143ZM150 237V239H148ZM168 237H169V241H168ZM175 237H177L178 239H176ZM183 237V238H182ZM189 237V238H188ZM190 237H191V240H190ZM193 237V238H192ZM137 240H136V239ZM145 238H146V240H145ZM165 238H167L166 240H165ZM184 238L185 239H188V240H190V241H192V242H190V244L188 243V244H186L185 245V243H187V242H189L188 240H187V242H186V240H184ZM139 239H141V241L139 240ZM152 239V240H151ZM154 239H155V241H154ZM161 239V240H160ZM165 241H164V240ZM159 241V242H157V241ZM172 240V241H171ZM178 240H180V241H178ZM108 241V240H107ZM139 241V242H138ZM145 241V242H144ZM161 241V242H160ZM182 241H183V244H182ZM133 242V243H132ZM163 242V243H162ZM185 242V243H184ZM81 243V244H80ZM140 243V244H139ZM149 243V244H148ZM151 243V244H150ZM159 243H162V244H159ZM182 245H181V244ZM142 244V245H141ZM144 244V245H143ZM148 244V245H147ZM157 244H159V246L161 247V245H162V250H159V249H161ZM184 245V246H183ZM196 245V247L195 248H197L196 249V251H195V248H194V250L192 251V256L191 255H186L185 253V255L182 253V254H180L178 257L180 258V256H181V258H182V255H183V257H184V259L186 258V262L187 261H192V262H185V263H183V264H223V261L222 260H218V261H214V260H212V259H214V258H212V256L213 257H215V255H217V256H219V255H221L222 253H221V251L220 252H218V254L216 253V254H213V255H211L210 256V254L209 255H206V257H204L203 256V258H205V259H203L202 257H199V256H201L202 255V253H203V251L202 250H199L200 248H199V246H198V244L196 243L195 244ZM175 246H177V245H175ZM175 246H174V249H175ZM186 246V247H185ZM131 247H129V249L131 248ZM156 247V248H155ZM157 247H159V248H157ZM180 247H185V249H186V251H185V249H182V250H179V249H181ZM79 249V250H78ZM81 249V250H80ZM129 249H127V251L129 250ZM163 250H165L164 251V253H163V255H165V257H164V259H163V257H162V254H161V251H163ZM198 250H199V252L201 251V254H199L198 253ZM229 250V249H228ZM231 250H233V249H230V251ZM80 251V252H79ZM126 251V252H127ZM77 252H79V253H77ZM183 252V251H182ZM223 252V251H222ZM73 253H74V255H73ZM220 253V254H219ZM227 250H226V255H227ZM231 253V254H230ZM189 254H191V252L189 253ZM204 254V253H203ZM228 254H230V255H227L228 257H226L225 256V259H224V261H225V263L224 264H242V263H240V261L238 260V258L236 257V255H235V253H234V251H233V253L232 252H229ZM234 254V255H233ZM145 255V256H144ZM197 255H199V256H197ZM191 256V257H190ZM208 256V257H207ZM232 256V257H231ZM194 257V258H193ZM198 259H197V258ZM209 257H210V259H209ZM237 259H236V258ZM191 260H190V259ZM235 258V259H234ZM144 259V260H143ZM167 259V260H166ZM203 259V260H202ZM208 259V260H207ZM83 260V261H82ZM170 260V259H169ZM168 260V261H169ZM205 260V261H204ZM197 261H199V262H197ZM206 261H208V262H206ZM166 262V263H165ZM205 262V263H204ZM168 264V263H167ZM169 264H173V262L172 261H169Z\"/></svg>",
	"mask_w": 264,
	"mask_h": 264
},
{
	"label": "crops",
	"instance_id": "crops-1",
	"mask_svg": "<svg viewBox=\"0 0 264 264\" xmlns=\"http://www.w3.org/2000/svg\"><path fill=\"white\" fill-rule=\"evenodd\" d=\"M186 9L180 2L154 5L140 18L146 38L133 45L136 65L124 64L80 78L91 99L88 116L108 151H134L166 141L177 132L197 127L200 115L224 101L221 96L226 88L218 89L219 84L211 81L203 59L213 53L216 43L208 44L200 20ZM262 27L257 24L258 32H263ZM251 94L264 99V82L254 86ZM248 135L256 142L255 133L244 138ZM218 145V140L204 143L191 159L211 163L233 151L236 158H224L220 170L225 175L236 172L241 165L236 141ZM258 189L254 186L258 199L250 202L249 210L264 203ZM252 224L258 236L242 244V252L249 264H258L264 261V216L254 214Z\"/></svg>",
	"mask_w": 264,
	"mask_h": 264
},
{
	"label": "built area",
	"instance_id": "built-area-1",
	"mask_svg": "<svg viewBox=\"0 0 264 264\" xmlns=\"http://www.w3.org/2000/svg\"><path fill=\"white\" fill-rule=\"evenodd\" d=\"M199 19H200L201 24L205 27V25H204L205 22L203 23V21H202V20H203V17H201V18H199ZM204 29L206 30V28H204ZM208 36H209V35H208Z\"/></svg>",
	"mask_w": 264,
	"mask_h": 264
}]
</instances>
